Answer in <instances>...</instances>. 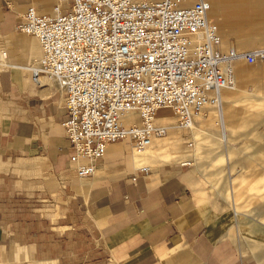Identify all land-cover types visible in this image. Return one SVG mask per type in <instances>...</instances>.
<instances>
[{"label":"crops","instance_id":"1","mask_svg":"<svg viewBox=\"0 0 264 264\" xmlns=\"http://www.w3.org/2000/svg\"><path fill=\"white\" fill-rule=\"evenodd\" d=\"M215 1L211 18L227 45L244 35V18L264 12V0ZM29 2L40 9L51 5L0 0V48H6L0 63V187L8 189L16 179L19 191L55 201L63 214L57 228L47 227V243L43 226L20 231L0 217V264H264V204H252L247 192L264 186V149L249 151L246 142L236 147L232 126L238 116L251 122L264 115L263 98L252 90L264 88V64L254 79L240 60L233 62L236 84L222 91L220 116L215 109L188 129L170 123L166 135L142 153L126 139L109 142L95 172L77 177L60 125L67 116L62 89L54 79L31 81L38 43L16 28ZM250 30L236 48L264 44V25ZM249 106L257 113L244 110ZM184 139L191 145H182ZM180 159L191 160V170L174 163ZM254 162L261 172L252 171ZM139 165L150 171H139ZM232 189L241 203L235 204ZM78 230L85 233L79 246Z\"/></svg>","mask_w":264,"mask_h":264},{"label":"built area","instance_id":"2","mask_svg":"<svg viewBox=\"0 0 264 264\" xmlns=\"http://www.w3.org/2000/svg\"><path fill=\"white\" fill-rule=\"evenodd\" d=\"M208 9L205 0H51L49 9L27 3L16 28L38 43L30 79H54L62 89L67 116L60 125L77 177L95 172L109 142L126 139L140 150L164 135L171 124L157 118L162 107L177 126L189 127L195 113L219 103L222 88L235 86V60H264V47L223 45ZM5 55L0 48V62Z\"/></svg>","mask_w":264,"mask_h":264},{"label":"rangeland","instance_id":"3","mask_svg":"<svg viewBox=\"0 0 264 264\" xmlns=\"http://www.w3.org/2000/svg\"><path fill=\"white\" fill-rule=\"evenodd\" d=\"M250 11L259 12V10L256 11V9H251ZM261 15L262 17H258V18H252L251 15H249L251 16V18L250 17L244 18V35H235V38L231 39L230 44H233L236 47V45H239L240 39H243L244 37L247 36V34H250L249 32H251L250 30L251 27L260 26V24L264 25V12ZM254 23H257V24L254 25ZM218 27H219V33L221 34V26L219 24H218ZM222 40H223V45H227V42L225 41L223 35H222ZM257 47H264V44L253 45V46H249L246 48L240 46L237 49H251V48H257ZM263 64H264L263 60H259L253 63H246L244 60H240L241 67L247 69V71H249L251 78H254V79L257 77V75L255 74L257 69L263 66ZM247 84H248L247 87L250 90L251 89L249 85L250 82H247ZM262 87L263 86L255 85L253 86L254 89L252 90L260 94V96L263 98V105H264V88ZM224 91L225 90L223 89V92ZM244 110L250 111L251 113H257L255 106L244 107ZM214 111L215 109L204 111V113H202V115H204L202 116V118L209 117L211 113ZM194 119H197V117H195ZM218 122L219 123H217L216 121L218 125H215V126H221L220 121ZM173 124H175V121L173 122ZM210 125L211 126L214 125V119L211 120ZM232 126L234 129L233 142L235 143L236 147H240L241 145H243V143L246 142L248 144L249 143L251 144L249 151L254 150V149H264V115H261V116L258 115V118L255 121H251V122L248 120L242 121V117L238 116L237 120L233 121ZM209 139L211 140V138ZM184 140L181 143L182 145L187 146ZM226 141L228 144L231 141V139L227 138ZM181 160L183 159L177 160L174 163L180 164L179 162ZM253 165H254V168L252 167L253 169L252 171L254 173L262 171V166L258 162H254ZM187 167H189L191 170V165ZM193 175L196 177L198 174L196 172L195 173L193 172ZM196 178L197 179L199 178V180L203 179L205 181L203 177H196ZM15 180L13 179V182L11 183V187L8 189L5 188L3 185L0 187V213H1L0 217L1 219L7 222L15 223L20 231L25 228L32 227L33 229H36V228H39L40 226H43L44 229H40L44 232L42 236L45 238L46 243L49 242L51 240L49 239L50 231H49V228L47 227L55 226V228H57V223L61 221L60 217H61V214H63L61 213L59 209V205L53 200L37 199L35 195H31L30 193L27 194L22 191H19L21 189V186H19L15 182ZM203 185H207V183L204 184L203 182ZM232 192H234L233 197L235 198V201H234L235 204L241 203V200L239 199L240 197L238 196V192H236L234 189H232ZM247 192L253 194V199L251 201L252 204L254 205L261 204V203L264 204V201H261V199L264 200V196L263 197L260 196L261 194H264V186L259 185V186L247 187ZM210 198L213 200V202L216 203V200L214 199L216 198L215 196L210 197ZM242 215H245V216L247 215L249 216V218H253L247 213L246 214L242 213ZM58 228L60 229V227ZM82 234H85L82 230L81 231L78 230L75 234V240H76L77 246L80 245L81 241L85 240ZM50 244L52 243H49V245ZM53 245H55V243Z\"/></svg>","mask_w":264,"mask_h":264},{"label":"bare ground","instance_id":"4","mask_svg":"<svg viewBox=\"0 0 264 264\" xmlns=\"http://www.w3.org/2000/svg\"><path fill=\"white\" fill-rule=\"evenodd\" d=\"M193 0H179V3L180 4H182V5H187V4H190L191 2H192ZM206 2H208V4H209V9H208V15L211 17L212 16V7L213 6H215V5H217V3H216V1L215 0H205ZM224 3V2H223ZM223 7V6H222ZM226 12V11H225ZM223 15V14H222ZM225 15V14H224ZM213 18V17H212ZM217 23V22H216ZM217 26H218V24H217ZM218 30H219V27H218ZM237 60H242V59H237ZM236 61V60H235ZM264 61V60H263ZM4 62V61H3ZM3 62H0V63H3ZM29 70H30V67H29ZM236 70V69H235ZM238 75H239V72H238ZM237 76V75H236ZM42 78H44V77H41V79ZM237 78H238V76H237ZM238 82V81H237ZM225 88H227V87H225ZM225 88H222L221 89V92H220V99H221V93H222V91H223V89H225ZM211 109H216L218 112H217V114L219 115L220 114V100H219V103L217 104V105H214V106H209V107H207L204 111H209V110H211ZM204 111H201V112H198V113H195V115L193 116V122H192V124L189 126V127H187V128H182V127H179V126H177V125H175V124H173V122L175 121V115L173 114V112H172V110L170 109V108H168V107H162V108H160L159 110H158V112H157V118H159V119H161V120H165V121H168L169 123H172V125H173V127L174 128H176V129H188V128H192L193 127V125H194V118L195 117H199V116H201L202 115V113H204ZM202 116H204V115H202ZM220 116V115H219ZM174 118V119H173ZM129 119H131V118H129ZM167 133V132H166ZM166 133L164 134V135H162V136H159V137H153L151 140H150V142L149 143H147L142 149H140V150H135L136 152H139V153H142V152H144L148 147H149V145L151 144V142L155 139V138H162V137H164L165 135H166ZM108 145V144H107ZM107 145H106V148H107ZM181 164V163H180ZM149 167V166H148ZM150 168V167H149Z\"/></svg>","mask_w":264,"mask_h":264}]
</instances>
